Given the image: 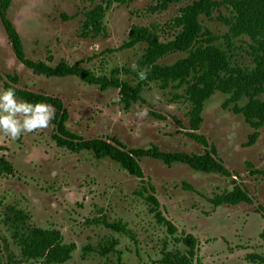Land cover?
<instances>
[{
	"label": "rangeland",
	"instance_id": "obj_1",
	"mask_svg": "<svg viewBox=\"0 0 264 264\" xmlns=\"http://www.w3.org/2000/svg\"><path fill=\"white\" fill-rule=\"evenodd\" d=\"M223 1V0H217ZM100 4L87 0H13L8 12L30 60L43 61L50 66L60 62L80 66L98 76H110L116 69L136 72L139 57L146 45L120 49L127 41L133 25L159 29L162 41L174 38L177 29L174 19L183 4H173L166 11L152 12L150 0H136L129 5L114 4L107 12V36L82 35L85 13ZM231 16L223 7L212 18L203 17L202 24L214 35L223 37L228 27L218 17ZM250 40H237L235 59L243 67H252ZM218 45L227 49L224 40ZM186 57L175 53L160 60L172 65ZM50 59V60H49ZM0 74L18 75V88L45 93L64 101L69 113L67 130L85 140L116 138L129 149H148L152 145L163 153L204 154L205 148L189 136L190 103L179 98L183 90H161L156 84L145 88V101L133 104L125 112L119 103V91H101L95 85L83 83L77 77L47 78L34 74L15 56L0 19ZM123 80L134 83L133 75ZM4 83L0 90H4ZM174 96L179 99L176 100ZM227 96L215 94L205 105L204 123L198 132L218 149L224 166L237 174L233 179L218 173H205L187 165H165L161 160L143 158L140 165L146 180L155 188L165 217L178 228L170 235L152 214L153 206L137 194L142 182L128 174L115 161L97 159L92 152L72 153L60 148L53 140L54 126L23 134L18 140L0 134V159L4 157L15 170L13 175L0 176V257L2 264L20 261V250L14 244L8 215L9 208L22 210L30 217V224L43 229L59 230L66 244L76 250L65 264H109L116 262L115 253L102 255L99 247L117 242L124 264H153L164 252H187L179 242L183 234L198 240L195 261L200 264H253L246 260L250 254L264 256V240L260 235L264 219L256 212L264 208V127L257 143L246 144L251 127L232 106L224 109ZM243 101L240 106H243ZM147 108L148 115L140 118L137 112ZM151 113L162 115L158 119ZM246 188L253 205L221 206L212 199L230 192L234 182ZM143 191H141L142 193ZM121 222L127 233L113 231L102 224ZM179 239V240H178ZM10 256L15 260H10Z\"/></svg>",
	"mask_w": 264,
	"mask_h": 264
},
{
	"label": "trees",
	"instance_id": "obj_2",
	"mask_svg": "<svg viewBox=\"0 0 264 264\" xmlns=\"http://www.w3.org/2000/svg\"><path fill=\"white\" fill-rule=\"evenodd\" d=\"M91 4L100 1L93 9L85 13L82 35L84 37L107 36L105 19L107 12L114 4L129 5L136 0H87ZM154 6L152 12L166 11L173 4H183L179 14L174 19V27L177 33L174 38L162 41L159 29L154 26L133 25L130 28L127 41L120 49H132L138 45H146L144 53L136 62V72L116 68L110 76H98L93 71L80 64L69 65L60 62L56 66H50L43 61H33L27 58L22 39L8 16L13 0H0V19L12 45L16 58L36 75L47 78L77 77L83 83L95 85L101 91L115 89L119 91V103L125 112H129L133 104L145 103L142 93L150 84H156L161 90L175 88L183 90L179 98L190 103L189 136L204 146V154L188 153H163L152 145L148 149H129L116 138H96L85 140L67 130L69 113L64 101L60 98L49 96L45 93H36L27 89L18 88L20 77L0 74V84L4 88H14L18 98L30 102H45L55 106V118L51 121L54 126L53 140L60 148H66L72 153L83 151L92 152L97 159L109 158L118 163L130 176L142 182L141 190L137 192L144 197L149 204L157 223L168 231L170 235H176L178 228L165 217L161 210L158 198L155 196L154 186L146 180L140 160L154 158L161 160L165 165L172 166L175 163L187 165L193 170L205 173H218L233 179L238 176L224 166L219 157L218 149L205 136L200 135L204 119L203 113L206 103L217 93L227 96L223 104L224 109L232 106L236 115H242L245 122L251 127L253 133L249 136L247 147L255 145L260 137V131L264 127V0H150ZM223 7L231 10V16L220 15L218 20L224 23L229 31L223 37L214 35L202 24V18H212L216 11ZM248 38L252 67H243L235 59L237 49L235 42ZM224 40L227 49L218 45ZM175 53H184L186 57L172 65L160 64V60ZM50 60V59H49ZM146 71V79H140L139 72ZM133 75L134 83L123 80L121 76ZM176 100L179 98L174 96ZM246 101L243 106L240 104ZM158 119H164L162 115L151 113ZM253 175H263L264 172L254 170L251 163H247ZM13 165L4 157L0 159V176L13 175ZM230 192L218 195L212 199V204L218 208L221 206H238L240 204L253 205L248 190L235 181ZM141 191H143L141 193ZM12 215H8L12 228L14 244L20 250V261L16 264H65L71 260L75 244H66L62 233L56 229H43L30 224V217L22 210L9 208ZM264 219V208L259 206L256 210ZM102 224L117 232L127 233L126 226L121 223H109L106 220ZM179 242L187 247V252H164L162 258L153 264H200L195 261L199 240L192 234H183ZM264 240V228L260 235ZM117 242L112 241L99 247L102 255L115 253L116 262L109 264H124L121 252L116 251ZM10 260H15L10 256ZM246 260L253 264H264V256L250 254ZM0 264L2 259L0 257Z\"/></svg>",
	"mask_w": 264,
	"mask_h": 264
},
{
	"label": "clouds",
	"instance_id": "obj_3",
	"mask_svg": "<svg viewBox=\"0 0 264 264\" xmlns=\"http://www.w3.org/2000/svg\"><path fill=\"white\" fill-rule=\"evenodd\" d=\"M138 66L133 65V70ZM146 79V71L139 72ZM55 106L45 102H30L17 97L14 88L0 90V134L18 140L23 134L35 133L50 126L55 118ZM138 117L148 115L147 108L137 112Z\"/></svg>",
	"mask_w": 264,
	"mask_h": 264
}]
</instances>
